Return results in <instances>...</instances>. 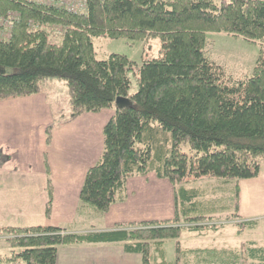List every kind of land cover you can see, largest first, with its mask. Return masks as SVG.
Returning <instances> with one entry per match:
<instances>
[{"label":"trees","instance_id":"obj_1","mask_svg":"<svg viewBox=\"0 0 264 264\" xmlns=\"http://www.w3.org/2000/svg\"><path fill=\"white\" fill-rule=\"evenodd\" d=\"M87 1V13L77 14L30 0H0V18L12 21L8 38L0 37V101L37 95L50 79L68 86L73 119L129 99L131 106L116 109L104 128L105 148L86 175L79 211L105 215L127 199L130 179L154 174L173 187L175 218L82 234L0 226L9 248L0 264H57L61 247L116 243L138 255L140 264H264V247L254 241L237 249L181 241L184 233L206 236L229 224L242 233L260 224L240 217V182L258 178L264 161V0ZM52 26L63 30L60 45L51 42ZM209 33L261 46L250 77L235 79L209 58ZM151 36L161 40L158 59L138 64L117 54L96 58L95 38L136 42ZM53 129L46 130L48 143ZM204 178L220 184L189 187ZM47 192L49 218L50 179ZM169 244L176 250L171 260Z\"/></svg>","mask_w":264,"mask_h":264},{"label":"crops","instance_id":"obj_2","mask_svg":"<svg viewBox=\"0 0 264 264\" xmlns=\"http://www.w3.org/2000/svg\"><path fill=\"white\" fill-rule=\"evenodd\" d=\"M61 83L46 80L37 95L0 101V226L55 227L82 234L111 231L119 223L159 220L161 212L150 210L155 201L144 196L135 208L127 205L128 196L105 215L80 213L81 189L88 171L102 157L104 128L117 108L62 120L56 93L63 89ZM50 126L54 129L48 143ZM49 179L53 209L47 218ZM240 217L244 221L264 217V161L258 178L240 182ZM57 264H140V257L126 253L120 243L87 244L61 247Z\"/></svg>","mask_w":264,"mask_h":264},{"label":"rangeland","instance_id":"obj_3","mask_svg":"<svg viewBox=\"0 0 264 264\" xmlns=\"http://www.w3.org/2000/svg\"><path fill=\"white\" fill-rule=\"evenodd\" d=\"M34 2V0H30ZM1 19V18H0ZM1 29L6 31L5 27ZM48 32L51 42L60 45L62 42V28L59 26L48 27ZM208 44L206 46V54L215 63L221 65L228 75L235 79H244L250 77L256 66L261 53V46L248 42L242 38H235L232 35L224 33H209L207 35ZM96 58L98 60H107L111 55L127 56L133 62L141 64L144 59H158L161 56V40L158 36H151L145 41H130L125 38L112 40L109 38L93 39ZM132 80V93H137V76L134 72L130 73ZM62 84L63 89L56 90L58 96V106L60 113L58 114L62 120L71 118L72 110L70 105L69 88L65 82ZM182 151L191 155L189 146L183 145ZM262 164V163H261ZM220 184L219 181H213L210 178H204L199 182L190 184L192 188H205L207 185ZM127 194L129 200L127 205L135 208L139 198L145 197L146 200L155 201V206L150 210H158L161 212L159 220H167L175 218V201L174 190L172 185L167 180H161L154 174H149L145 177L138 176L132 178L127 184ZM259 226L254 231L239 232L238 228L233 225H226L218 232L208 234L206 236H197L196 234L184 233L181 241L186 247L193 248H231L237 249L241 243L254 241L258 246L264 247V217H260ZM100 221L96 219L95 223ZM93 222V224L95 225ZM9 253V248L0 238V255ZM176 253L175 247L172 244L167 246V258L173 259Z\"/></svg>","mask_w":264,"mask_h":264},{"label":"built area","instance_id":"obj_4","mask_svg":"<svg viewBox=\"0 0 264 264\" xmlns=\"http://www.w3.org/2000/svg\"><path fill=\"white\" fill-rule=\"evenodd\" d=\"M34 1L39 4L61 6L77 14L85 13L88 10L87 0H34ZM1 27H5L6 31L1 29ZM11 29H12V21L6 18H1L0 37L8 38Z\"/></svg>","mask_w":264,"mask_h":264},{"label":"water","instance_id":"obj_5","mask_svg":"<svg viewBox=\"0 0 264 264\" xmlns=\"http://www.w3.org/2000/svg\"><path fill=\"white\" fill-rule=\"evenodd\" d=\"M115 106L117 109H124L126 107L131 106V102L129 99L117 98L115 102Z\"/></svg>","mask_w":264,"mask_h":264}]
</instances>
